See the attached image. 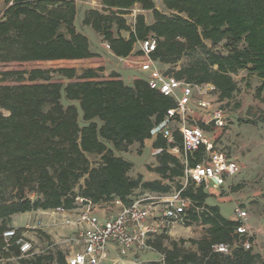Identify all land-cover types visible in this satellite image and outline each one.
Listing matches in <instances>:
<instances>
[{
	"label": "trees",
	"instance_id": "16d2710c",
	"mask_svg": "<svg viewBox=\"0 0 264 264\" xmlns=\"http://www.w3.org/2000/svg\"><path fill=\"white\" fill-rule=\"evenodd\" d=\"M135 6L151 11L154 23L148 25L144 15H138L135 34L125 39L118 33L129 32L127 15ZM101 8L86 12L83 24L109 43L115 57H128L136 40L153 36L158 44L151 57L163 75L191 86L211 84L213 103L223 112V103L238 93L233 76L239 71L262 79L255 92L258 97L263 92L264 0H162L160 10L151 0H101ZM76 13L75 0H0V259L19 256L17 247L4 250L3 245V234L13 228L16 214L73 210L77 199L111 213L115 201L126 207L142 195L180 192L192 203L184 225L208 229L200 240L189 241L191 250L168 234L148 237V246L164 257V264H264L261 254L251 251L254 237L236 234L239 223L224 219L217 206L207 203L210 194L202 185L189 182L183 188L184 167L171 152L181 150L178 130L173 132L174 144L160 136L153 139L157 164L145 168L155 180L133 177L134 168L118 154L150 140V131L174 101L151 91L140 77L127 86L116 72L103 75L105 60L76 32ZM198 50L204 51L201 58L175 72L173 67L184 56ZM78 65L87 67L79 75ZM166 66L172 75L163 71ZM62 96L78 103L82 123L73 105L63 107ZM196 125L207 133L216 123ZM202 153L191 155L189 165H196ZM96 156L99 162L90 164L89 157ZM232 183L228 179L224 188ZM9 191L15 192V199L6 198ZM24 232L17 229L15 239ZM246 240L251 243L248 250L242 247ZM216 244L230 247V255L214 253ZM9 264H67V253L50 246Z\"/></svg>",
	"mask_w": 264,
	"mask_h": 264
},
{
	"label": "built area",
	"instance_id": "2783aa9c",
	"mask_svg": "<svg viewBox=\"0 0 264 264\" xmlns=\"http://www.w3.org/2000/svg\"><path fill=\"white\" fill-rule=\"evenodd\" d=\"M151 2L155 10H160L162 0H151ZM144 13L146 11L138 6L128 11V35L135 34V19ZM157 44L158 39L153 36L144 40H136L135 45L138 46L140 54L136 60L132 59V55L117 58L118 63L128 67H152V73L146 80L149 89L164 97H170L174 101L175 106L167 111L163 121L153 127L150 137L160 136L168 144H174L173 132L174 129L178 130L182 137L181 150L173 148L171 152L180 156L184 167L183 188L191 182L196 186L202 185L208 193L215 189H222L227 186L228 179L236 175L239 165L234 159L218 151L210 133L204 132L196 125L197 121L205 125L215 122V127H217L223 119L224 114L221 108L209 101L214 87L211 84L191 86L173 77H165L151 57ZM102 47L106 52H111L108 42L104 41ZM191 105L201 110L200 120L195 119L197 113H194ZM201 149L203 151L201 160L196 165L190 166V156ZM191 206V201L182 198L180 192H173L166 196H144L126 207L115 201L114 207L118 208L117 211L113 209L111 214L103 211L104 218L98 217V214L94 213L95 208L89 206L81 210H66L58 207L46 213L42 212L41 215L51 217L50 228L71 231V236L59 242L61 245H66L68 249L70 248L67 253V264H102L110 251H114L120 259L127 258L131 253L133 258L130 264H164L162 255L155 262L141 259L138 252L153 251L147 244L148 237L162 233L169 234L171 228L185 226L187 211ZM247 218L246 212L237 213L233 220L239 223L235 228L236 234L251 235ZM24 230L22 236L17 239H15L16 228H10L3 234L4 250H10L13 247L19 250L18 257L7 259L9 263L43 252L34 249V245L26 236L27 229ZM242 247L248 250L251 243L246 240ZM212 249L214 253L224 255H230L231 250L225 244H216Z\"/></svg>",
	"mask_w": 264,
	"mask_h": 264
},
{
	"label": "rangeland",
	"instance_id": "374dc122",
	"mask_svg": "<svg viewBox=\"0 0 264 264\" xmlns=\"http://www.w3.org/2000/svg\"><path fill=\"white\" fill-rule=\"evenodd\" d=\"M91 7L93 9H100L95 3L91 4ZM143 15L146 14L144 13ZM150 19L151 17H149V21ZM64 32V28L60 30L61 34ZM91 36L93 35H90L89 32L87 37L92 39L90 38ZM103 42L102 39L101 43L103 44ZM94 48L96 52L101 54L106 62L107 68H105L103 75L108 76V74L116 72L127 86H132L134 79L137 77L148 80L150 73H152V67L132 69L125 66V64L121 65L118 63L117 60L109 56L105 50H101L97 46H94ZM203 55L204 51L198 50L192 56H184L177 66L173 67L175 68V72L181 67L188 65L193 60L201 58ZM85 69H87V67H80L78 65L77 75L81 74ZM169 69L170 67L166 66V68H163V71L166 73ZM233 78L237 83L238 93L235 94L230 101H225L223 103L221 106L224 110L223 119L220 121L221 123L209 133L210 137L214 140V145L217 150L226 157L235 159L239 165V170L236 175L232 177L233 183L228 189H215L213 192H209L210 197L207 203L212 206H217L221 216L226 220H234L238 212H246L250 233L251 236L254 237L251 251L253 253H260L264 260V90L259 97L255 92V90L263 84V80L257 77L256 74L251 75L245 70L239 71ZM209 101L213 102V99L211 98ZM67 102L76 108L79 116L78 120L82 123V111H80L78 103L69 102L63 97L61 103L64 108L68 105ZM214 105L218 106L215 103ZM190 107L193 109L194 113H197L195 119L200 120V116L202 115L201 110L196 108L195 105H191ZM45 110L46 109H44V111ZM7 114L8 113H4L6 116ZM153 139L154 138L147 140L142 147L133 145L124 153L118 154L122 160L130 163L134 168V173H132L133 177L138 174H145L148 180L156 177L155 175L149 174L145 168L146 166L154 167L155 164H157L153 153L154 151L152 150ZM98 162V156L89 157L90 164L96 165ZM78 184L79 185L74 190L76 193H78L79 187L83 186V180ZM14 195L15 192L9 191L6 194V198L8 200H13L15 199ZM26 196L30 200L36 199L35 194L27 193ZM140 197L143 198L144 195ZM76 205L79 210L85 207L81 199H77ZM97 211L108 213L106 210L99 207L95 208L94 213L96 214ZM42 212L46 213L47 211L16 214L11 219V223H14L15 226L10 224V227L16 229L26 228V236L29 242L33 244L39 252L47 250L50 246H57L60 250L68 253L70 248L68 249L66 245L60 244L54 246V243L57 240L60 242L64 240V238L71 236V231H67V229L50 228L51 217L40 216ZM207 229L208 226L202 224H192L189 227L175 226L171 228L167 236L170 240L178 244L180 242H185V244L182 245L184 250H191L192 247L189 241L200 240V238L206 235ZM164 246L169 248L170 243L165 242ZM138 255L141 259H149V261H157L161 256L154 250L138 252ZM108 256L109 261L115 259V256L112 254ZM104 262L102 264H104ZM110 263L111 262H106L105 264ZM0 264L9 263H7L6 260L4 261V259H0Z\"/></svg>",
	"mask_w": 264,
	"mask_h": 264
},
{
	"label": "crops",
	"instance_id": "0c3cea01",
	"mask_svg": "<svg viewBox=\"0 0 264 264\" xmlns=\"http://www.w3.org/2000/svg\"><path fill=\"white\" fill-rule=\"evenodd\" d=\"M93 1V2H92ZM93 3H95V4H97L98 5V7L100 8V9H102L101 8V0H75V9L77 10V13H76V17H75V19H74V22H73V24H74V26H75V30H76V32H79L80 34H82L85 38H87L88 39V43H89V49H90V51L91 52H95V53H98V52H96V50H95V48H94V46H97L98 48H100L101 50L103 49L102 48V43H101V38H100V36H99V34L98 33H96L94 30H93V28H91V27H89V26H87V25H85V24H83V20H84V17H85V15H86V12H88L89 10H91V4H93ZM91 7V8H90ZM93 9V8H92ZM100 9H97V10H100ZM146 15H144V17H145V22L148 24V25H150V24H153L154 22H153V16H152V12L150 11V12H146L145 13ZM149 17H151V19H150V21H149ZM114 31V30H113ZM117 31V30H116ZM85 32H86V34H85ZM90 32V35H93V36H91L90 38H92V39H89L88 37H87V35H88V33ZM92 33V34H91ZM115 35H116V33H115ZM118 36H120V37H123V38H125V39H127V38H129L128 36V33H126L125 31H121V32H119L118 33ZM104 50V49H103ZM132 53L130 54V55H132L133 57H132V59H135V58H137V57H139V51H138V46L137 45H135L134 44V46H133V49H132ZM106 52V51H105ZM107 53L109 54V56H111V57H113V58H115L116 60H117V57H115L114 56V54L112 53V52H108L107 51ZM99 54V53H98ZM101 55V54H100ZM129 55V56H130ZM105 67L107 68V66H106V62H105ZM130 68H132V69H137V68H139V67H130ZM143 177H144V179L146 180L147 179V181H153V180H155V178H153V179H151V180H148V178H147V176H145V174L144 175H142ZM114 210H115V212L117 211V209L118 208H116V207H114L113 208ZM97 214H98V217H100V218H104V213L102 212V211H97ZM42 217L43 216H45V215H41ZM14 217V216H13ZM11 225L12 226H15V224L13 223H11ZM54 231V230H53ZM61 243H59L58 242V240L54 243V245H60ZM110 254H112V255H114L115 256V259H113V261H109L108 260V255H110ZM108 255H107V259L105 260V262H104V264L106 263V262H111L110 264H130V262H131V260H132V258H133V256H132V254L130 253V254H128V257L127 258H125V259H120L116 254H115V252L114 251H110L109 253H108ZM160 259V258H159ZM149 260V259H148ZM151 261H154V260H151ZM155 262H157V261H155Z\"/></svg>",
	"mask_w": 264,
	"mask_h": 264
}]
</instances>
